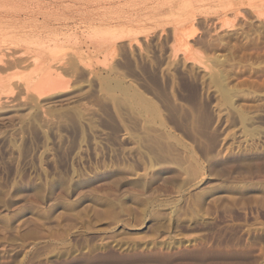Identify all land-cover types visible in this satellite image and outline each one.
<instances>
[{
    "label": "rangeland",
    "instance_id": "rangeland-1",
    "mask_svg": "<svg viewBox=\"0 0 264 264\" xmlns=\"http://www.w3.org/2000/svg\"><path fill=\"white\" fill-rule=\"evenodd\" d=\"M41 4L67 85L0 66V264H264V0Z\"/></svg>",
    "mask_w": 264,
    "mask_h": 264
},
{
    "label": "bare ground",
    "instance_id": "bare-ground-1",
    "mask_svg": "<svg viewBox=\"0 0 264 264\" xmlns=\"http://www.w3.org/2000/svg\"><path fill=\"white\" fill-rule=\"evenodd\" d=\"M36 2L38 4V6L35 4L37 8L30 9V4H33L32 0H0V66L16 68L23 63L31 65L32 69L30 68V72L24 77L20 75L22 79L20 81L19 78V87L21 86L25 95H34L37 99H41L51 91L64 89L67 84L66 80L62 78V72L59 69L60 65L58 67L54 64L55 59L52 56L54 53L51 54V52L61 47V38L57 34L51 35V28L49 31L45 29L46 26L44 24L45 20H47L46 17H48L47 12L42 10L43 4H41V0ZM39 15L42 16L43 20L36 22ZM40 27L42 29L39 30L38 28ZM120 30L115 28L103 30L100 34L92 32L90 39L108 42L122 37ZM17 44L25 45L31 54L28 55L29 52L25 53V51L22 52L21 50L18 52L9 51L11 46ZM9 78L0 77V101L3 96L14 89V83L12 84Z\"/></svg>",
    "mask_w": 264,
    "mask_h": 264
}]
</instances>
